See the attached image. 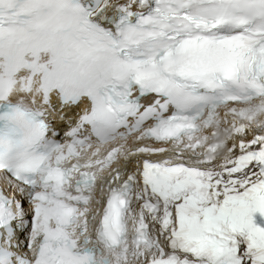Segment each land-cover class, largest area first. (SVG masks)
I'll use <instances>...</instances> for the list:
<instances>
[{
    "label": "snow or ice",
    "instance_id": "snow-or-ice-1",
    "mask_svg": "<svg viewBox=\"0 0 264 264\" xmlns=\"http://www.w3.org/2000/svg\"><path fill=\"white\" fill-rule=\"evenodd\" d=\"M3 100L0 264H264V0H0Z\"/></svg>",
    "mask_w": 264,
    "mask_h": 264
},
{
    "label": "clouds",
    "instance_id": "clouds-1",
    "mask_svg": "<svg viewBox=\"0 0 264 264\" xmlns=\"http://www.w3.org/2000/svg\"><path fill=\"white\" fill-rule=\"evenodd\" d=\"M11 102V100H3L0 101V105ZM17 103H19V101H17ZM31 107H33L31 104L25 105V108ZM2 116L6 117L3 121L10 124L15 130V135L13 136L5 135L0 137V146L4 149L9 151L15 150L17 141L24 144H32L37 141L38 129L33 125L32 121L23 110L11 114L3 113Z\"/></svg>",
    "mask_w": 264,
    "mask_h": 264
}]
</instances>
